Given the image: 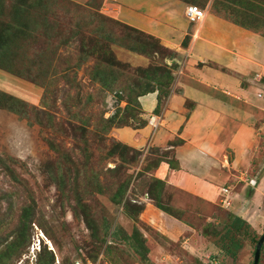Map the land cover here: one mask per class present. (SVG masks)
<instances>
[{"label":"rangeland","instance_id":"374dc122","mask_svg":"<svg viewBox=\"0 0 264 264\" xmlns=\"http://www.w3.org/2000/svg\"><path fill=\"white\" fill-rule=\"evenodd\" d=\"M68 1L87 12H96L99 16L90 26L95 29L103 23L109 40L89 30L82 37L70 35L69 27L59 21V39L52 45L57 52L49 68L40 64L45 57L41 55L38 59L41 48L45 47L42 30L37 33V36L42 35L41 40L20 42L15 51L13 45L8 48L13 51L8 55L15 58L17 70L28 69L31 64L34 65L33 74L46 79H39L38 83L0 68V92L30 108L28 118L0 108V264H40V260L41 264H252L256 246L252 236L258 241L264 234V217L257 218L253 206H249L242 217L249 219L246 221L249 234L243 236L241 231L246 227L240 232L233 230L229 226L233 220L228 216L232 213L221 205L194 198L167 185L160 189L155 186V165L161 159L174 157L172 151L147 146L143 150L133 148L124 152L117 145L119 141L110 133L107 135L102 123H98L113 116L111 131L122 129L117 127L121 122L117 118L121 117H115L118 108L132 107L127 101L135 92L144 93L146 87L153 88L160 83L169 96L176 91L174 85L179 73L175 72L181 65V58L163 46L158 38L131 25L136 18L148 24L158 20L144 12L151 0ZM175 1L197 5L204 13L233 25L234 22L246 24L247 29L235 26L264 38V0ZM47 6L53 5L48 2ZM42 17L52 20L47 13ZM85 17L83 22L90 21ZM112 21L158 39L164 50L142 55L126 48L125 36L120 37ZM184 21L189 28L181 47L187 48L193 39L189 34H194L191 30L194 24ZM255 24L259 26L257 29ZM81 49L92 51L82 55ZM80 58L86 59L79 63V69ZM97 58L103 61L106 58L111 71H108L109 80L114 81L116 76L117 81L110 84L109 90L102 89L90 76L91 73L95 75L96 67L103 63L96 61ZM154 67L169 68L172 81L167 82V78L159 74L145 73ZM255 75L258 73L251 77ZM258 85L257 94L264 95L263 75ZM119 96L123 97L121 101H117ZM185 107L190 109L192 104L186 103ZM136 110L138 119L144 120L142 108ZM124 120L130 129L139 124L129 118ZM227 156L232 159L230 152ZM260 158H264V150ZM84 163L88 166L85 176ZM78 169L79 178L76 176ZM246 170L248 177H252L251 168ZM115 172L119 173L118 179ZM124 180L128 187L122 204H114L113 195ZM247 183L250 186L248 180ZM241 184L246 182L240 181ZM97 186L102 193L99 194ZM148 193L163 205L180 210V221L198 233L201 243L192 251L194 254L184 251L180 241L172 243L157 234L140 220L141 214L136 217L130 210L133 204L142 206ZM126 202L130 205L123 208ZM80 203L87 206V221L77 207ZM24 212L29 213L26 222L21 221ZM227 229L240 246L234 258L224 255L220 249L222 235ZM136 230L145 238V243L134 238ZM48 251L53 254L52 259ZM259 264H264V244Z\"/></svg>","mask_w":264,"mask_h":264},{"label":"crops","instance_id":"0c3cea01","mask_svg":"<svg viewBox=\"0 0 264 264\" xmlns=\"http://www.w3.org/2000/svg\"><path fill=\"white\" fill-rule=\"evenodd\" d=\"M186 6L175 0H151L144 12L158 20L131 22L177 53L181 65L175 73L181 75L158 114L157 93L139 98L143 119L156 117V129L146 124L136 130L114 129L110 135L134 149L172 151L178 168L162 162L153 172L168 187L221 205L241 218L253 206L257 218H263L264 95L257 94L256 87L264 77V38L208 13L201 24L192 25L184 16ZM183 19L194 32L187 48L181 47L189 28ZM253 73H258L256 78ZM186 103L192 107L187 109ZM176 139L182 143L170 147ZM246 168H251L252 177ZM143 205L140 220L145 225L172 243L180 241L189 254L197 249L201 238L192 227L158 210L149 199Z\"/></svg>","mask_w":264,"mask_h":264},{"label":"trees","instance_id":"16d2710c","mask_svg":"<svg viewBox=\"0 0 264 264\" xmlns=\"http://www.w3.org/2000/svg\"><path fill=\"white\" fill-rule=\"evenodd\" d=\"M48 2H51L53 6L49 8L47 6ZM189 5H194V4H189ZM43 13H47L51 15L52 20L42 17ZM85 16H87L90 19V21L83 22L84 18H86ZM98 16L99 15L96 14V12L95 13L93 11L87 12L86 10L82 9L80 5L70 2L68 0H0V68L10 71L11 73H16L17 75H20L22 77L32 79V81H35V82H38L39 79H43L44 81L46 77L40 78V76H37L38 74L36 73L35 75L33 74L34 65H31L30 62H29L30 65L28 66V69H25L23 71L17 70V68H15L16 60L14 57H10L8 55V52L12 54V52L15 51L16 45H19L18 43L20 42H26L28 40H33V41L41 40L42 35L37 36V33L42 30L43 32H45V36H42L45 47L41 48L43 50L38 55V59L41 58V55L45 57V60L40 62V64L43 66L47 65L46 67L49 68L50 67L49 65L54 62L55 55L57 52L52 47V45H53V41L59 39L58 32H59V29L61 28V27L60 28L58 27L59 21H62L65 25H67V27H69L70 35H78L82 37L84 32L89 30L92 33H97L96 34L97 36L106 37V39L109 40L107 34L103 31L104 30V26L102 25L103 23L98 24V26L95 29H92L91 28L92 26H90L92 23V20L93 19L97 20ZM113 23L116 26V28H118L120 31L121 33L120 37H123V35L125 36L126 38L125 47L126 48L132 51H135L137 53H141L142 55H149V52L157 53L159 50H164V47L159 43L158 39L150 35H147L141 32L140 30H136L135 28L131 26H124L118 22H113ZM234 24L247 29L246 24L239 23V22H234ZM258 27L259 26L255 24L254 28L257 29ZM111 37L112 36H110V39ZM9 42H12V43H9ZM37 44L38 43L34 45H37ZM11 45H13L14 47L13 51L8 50V48ZM135 46H138V48ZM81 50H82L81 52L82 55H85V53L90 52L89 50L91 49L89 50L81 49ZM17 53L20 55V51H18ZM96 54L99 56L101 55L97 52ZM85 59L86 58H82L81 60L77 62L78 63L77 68L80 69L81 66L79 65V63L81 61H84ZM98 60L103 63H101V66L96 67L97 73L95 75H92L91 73L90 76L92 80H94L101 86L102 89L109 90L110 84H112V82H115V80L117 81L116 76L114 78V81H111V79L109 80L108 71L110 70H109L108 65H106V63H108L106 58H105V61H103L100 58L96 59V61ZM38 62L39 61L37 60V64ZM145 73H150V74L154 73L157 76L159 74L161 77H166L167 82L172 81V76L170 74L169 68L154 67L152 68V70H150V72H145ZM53 79L54 78L50 79V81L53 82L54 81ZM43 81L40 83H43ZM136 87L140 89L139 85ZM46 92H47V89H46ZM150 93H157V104H156L154 113L158 114L162 110L164 102L169 97V93L164 92L162 90V85L160 83H158V85H156L153 88L146 87L144 93H142V91L138 93L135 92V96L127 101L129 105L133 104L132 107L126 106L123 110H120L118 108V111L116 113L117 115L115 116L116 118L121 117V118H117L121 120V122L117 124L118 128L129 127L126 121L124 120V118L125 119L129 118L131 121L139 122L137 127H131L134 130L141 129L146 126L145 120L138 119L137 117L138 112L136 109H139V107L141 108L138 98L145 96L147 94H150ZM122 98H123L122 96H119L117 101H121ZM0 108L9 110L17 114L21 118H28L27 114L28 112H30V108L26 103H22L14 99L13 97L5 93H2V92H0ZM125 115L127 116V118ZM49 121L51 122V119H49ZM98 123L102 125V128L104 129L105 133L108 135L112 129V126L114 125V118L113 116H111V119L110 118L105 119V120L101 119L100 121H98ZM181 143L182 141L180 139H176L170 143V147H174ZM117 145L119 148L124 150V152L134 150L133 148L121 142H117ZM162 162H166L171 169L178 168L177 161L174 159V157H170L165 160H162V159L159 160L158 163L155 165V169H157V167ZM82 169L84 171V176H85L86 169H88V166L86 163L82 164ZM113 170H110V171H113ZM76 172H77L76 176L77 178H79L80 170L78 169ZM115 173L118 179L119 173L117 172ZM153 182L155 183V186L158 187L159 189L164 188V186L166 185L163 181L159 179H153ZM127 187H128V183L124 180L119 186L118 191L113 195L112 202L114 204H118V205L122 204L121 203L123 199L122 197L124 195V192H126ZM97 191L99 192V194L102 193L101 187H98ZM150 196L151 195L148 193V199L151 200L154 207H156L158 210L166 213L167 215L171 217H174L177 220L182 219V215H181L182 212L180 210L172 208L171 206H169V204L163 205L161 201L159 202L157 198L150 197ZM129 205L130 203L126 202L123 204V208H127ZM77 207L81 211L84 220L87 221L88 220L87 206L80 203L77 205ZM130 210L135 212V215H137L136 217H138V215H140L143 212L144 205L138 206V205L133 204ZM28 215H29L28 212H24V215H22L21 221L26 222L28 220ZM228 216H230V218L233 220L232 224L229 225V226H232L233 230L240 232L243 227L247 226L246 221L242 220L240 217L233 216L232 214L230 215L228 214ZM241 232L243 236H247L249 234L247 227ZM233 236H234L233 234H230L229 229H227L225 233L222 235V240H221V245H220L221 252L224 255L232 257V258L236 256L235 250L237 248L239 249L240 247L237 241L234 240ZM134 238L136 240L140 238L145 243V238L137 230L135 232ZM252 241L255 244H257L258 242L255 236H252ZM138 243L140 245L141 242L138 241ZM233 247L234 249L232 250ZM143 248L146 249L145 244L143 245ZM48 253L50 254L51 259H52L53 254L50 251H48ZM146 254H147V249H146ZM40 264H41V260H40Z\"/></svg>","mask_w":264,"mask_h":264},{"label":"built area","instance_id":"2783aa9c","mask_svg":"<svg viewBox=\"0 0 264 264\" xmlns=\"http://www.w3.org/2000/svg\"><path fill=\"white\" fill-rule=\"evenodd\" d=\"M184 16L190 24L199 25L203 22L205 13L196 5H187L184 10ZM155 118L156 117L154 116H150L147 121L148 125H151L153 129H156L158 127V122L155 121ZM224 203L225 201H223V204Z\"/></svg>","mask_w":264,"mask_h":264},{"label":"water","instance_id":"95a60500","mask_svg":"<svg viewBox=\"0 0 264 264\" xmlns=\"http://www.w3.org/2000/svg\"><path fill=\"white\" fill-rule=\"evenodd\" d=\"M253 185H254V183H253ZM263 244H264V234L259 238V240L256 244L252 264H258L259 263L260 255H261V249H262Z\"/></svg>","mask_w":264,"mask_h":264}]
</instances>
